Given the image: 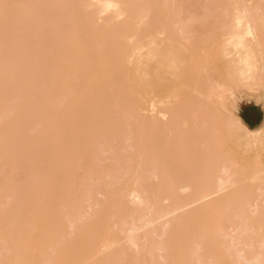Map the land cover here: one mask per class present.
I'll list each match as a JSON object with an SVG mask.
<instances>
[{
    "label": "rangeland",
    "instance_id": "obj_1",
    "mask_svg": "<svg viewBox=\"0 0 264 264\" xmlns=\"http://www.w3.org/2000/svg\"><path fill=\"white\" fill-rule=\"evenodd\" d=\"M259 21H264V0H0V264H87L108 240L119 243L107 261L109 252L97 257L102 264H166L160 256L165 244L175 255L172 264H247L243 257L248 260L258 248L252 245L255 238L264 237V214L258 211L264 213L258 197L264 183L253 186L249 175L233 168L264 167V148L259 156L239 144L233 148L223 136L224 125L220 122L221 131L216 125L226 119L216 102L238 98L237 115L249 129L244 119L259 129L264 126V86L260 90L253 80L239 88L234 81L220 85L209 53L229 34L244 39L257 55L255 64L262 65L257 45L264 31L261 37L256 31L264 26ZM161 39L172 40L162 46L171 45L182 61L179 69L175 64L178 75L164 76L167 87L160 96L168 92L169 98L157 105L147 85L135 89L129 81L136 76L134 52ZM235 157L232 180L241 185L232 205L238 208L231 205L230 212L202 215L199 221L196 215L195 223L192 219L188 228L176 230L174 242L161 246L162 238L153 233L157 225L144 231L149 236L142 248L126 242L129 225L152 219L149 209L156 213L174 206L164 200L180 197L176 189L185 177L200 181L201 176L197 184H207L214 171L209 165L221 169L236 164ZM152 172L162 178L154 179ZM136 189L146 194L150 208L131 202ZM234 209L245 216L240 214L241 219ZM200 238L209 243L207 253Z\"/></svg>",
    "mask_w": 264,
    "mask_h": 264
},
{
    "label": "bare ground",
    "instance_id": "obj_2",
    "mask_svg": "<svg viewBox=\"0 0 264 264\" xmlns=\"http://www.w3.org/2000/svg\"><path fill=\"white\" fill-rule=\"evenodd\" d=\"M253 3H255V4H257L258 3V0L255 2V0H253ZM249 6H250V8L248 9V10H250L251 8H252V3H251V5L249 4ZM245 7H246V5H245ZM257 8V7H256ZM256 8H254V10L256 9ZM246 9V8H245ZM259 9V8H258ZM257 9V10H258ZM256 10V11H257ZM246 12H249V11H247V9L245 10ZM244 11V12H245ZM258 12V11H257ZM256 12V13H257ZM259 12H260V9H259ZM245 14H247V13H245ZM250 14V13H249ZM255 14V13H254ZM253 14V15H254ZM256 15V14H255ZM250 16V15H249ZM247 17V19L249 18L248 16H246ZM253 18V17H252ZM250 19H251V17H250ZM260 18L258 17V20H259ZM251 20H254V19H251ZM258 20H257V22H258ZM261 20V19H260ZM235 21H236V17H235ZM251 22V21H250ZM249 22V23H250ZM259 23L261 24V23H263V26H264V21H262V22H260L259 21ZM251 24V23H250ZM260 24L258 25V23L257 24H253L252 23V25H254L255 27H258V26H260ZM249 25V24H248ZM253 26V28L252 29H254L255 27ZM248 28V27H247ZM260 28V27H259ZM250 30V29H249ZM257 30H258V28H257ZM259 30H262V32L261 33H259L260 31H258V33H257V31H256V36L258 35L259 37H261L260 36V34L262 35V33H263V31H264V29L263 28H260ZM255 30H253V32H254ZM247 32V30H245V33ZM252 33V32H251ZM228 34V33H227ZM234 34V33H233ZM247 34H249V32H247ZM253 34V33H252ZM264 34V33H263ZM229 35V34H228ZM226 36L225 37V35H224V38H223V41H220L222 38H220V40H218L219 42H216V44L214 45V47H212V50H210V53H209V55H210V59H209V63H210V65L212 66V65H217V66H215L214 67V69H212V72H214L216 75H217V82H220V85L222 84L221 82H224L226 85H229L231 82V84H234V82H236V84L238 85V88H239V86L240 85H242V84H244V80H245V82L246 81H252L253 80V83L255 84V81H256V83L257 84H259V87H260V90L262 89V86H264V61H261L260 62V64H262V62H263V64L262 65H258V66H260L261 67V69L257 66V64H255V58H257V55H256V53H254V51H252V48L251 47H247L246 46V44L245 45H243V42L242 41H244V39L241 41L240 40V37L237 39V38H233V35L232 36ZM231 35V34H230ZM237 34H234V36H236ZM241 35V34H240ZM238 36H239V34H238ZM237 36V37H238ZM243 36V35H242ZM257 36V37H258ZM262 37H264V35H262ZM254 38H255V35H254ZM160 39V38H159ZM166 39V38H165ZM242 39V38H241ZM155 40H157V39H155ZM169 40V39H168ZM259 39L257 38V40H256V44H260L261 43V45H262V42H264V39H263V41H261L260 43H257V41H258ZM261 40H262V38H261ZM159 41V40H158ZM260 41V40H259ZM157 42V41H156ZM162 42V39L160 40V42L158 43H154V45H157V44H160ZM166 41L164 40V42H162V43H165ZM171 42H172V40H171ZM169 43V41H167L166 43H169V44H172V43ZM245 42V41H244ZM162 43H161V45L160 46H154L153 45V43H151L150 45L152 46V47H150V46H148V48H145L144 49V51L143 50H140V49H138L139 51L138 52H134V59L132 58L133 57V55L132 56H130L131 58H132V61H133V63L134 64H131V66H133V73L135 72L136 73V76H134L132 79L133 80H131L132 82L130 83V81H129V84H130V86H131V84H132V86H134V88L136 87V88H138L139 86H141V85H147L149 88H148V90H146L147 91V93L148 94H156L157 96H155V98H157L156 100L154 99V98H152V99H154L155 100V102H156V104L158 105V102L160 103V101L162 102L161 104H164L167 100H168V95H169V93L167 92V94L164 96H160V94L164 91V90H166V87L163 85V83H162V80L164 79V76L165 75H176L177 73H178V69L180 68L179 67V65H178V61H182V60H180L181 59V57H179L178 58V60H177V58L176 57H178L177 55L175 56L174 55V51H176L175 49H173V47H171V45H170V47L169 46H165V44H163L164 46H162ZM219 43V44H218ZM169 44H167V45H169ZM248 45V44H247ZM261 45H257V46H259L258 47V49H259V52H258V56H259V58H261V60H264V50L261 48V50H260V47H261ZM174 46V45H173ZM175 48V47H174ZM249 48H251V49H249ZM264 48V47H263ZM135 51H137V50H135ZM257 51V50H256ZM142 52V53H141ZM209 52V51H208ZM177 53V52H176ZM179 53V52H178ZM131 58H128V59H130V61L128 62L127 61V63L129 64V63H131L132 61H131ZM239 58V59H238ZM238 59V60H237ZM257 60V59H256ZM136 62V63H135ZM178 62V63H177ZM257 63V62H256ZM175 64H176V67L178 68H176L175 67ZM259 64V63H258ZM134 65H135V67H134ZM131 66H129V67H131ZM176 68V69H175ZM176 70H177V73H176ZM130 71H131V69H130ZM133 73L131 72V74L133 75ZM176 73V74H175ZM251 73H252V75H251ZM178 75V74H177ZM251 75V76H250ZM250 76V77H249ZM167 77V76H166ZM170 78V77H169ZM168 80V79H167ZM219 80H221V81H219ZM223 80V81H222ZM234 81V82H233ZM161 82V83H160ZM242 82V83H241ZM250 84H251V82H249ZM248 83V85L250 86V84ZM252 83V84H253ZM219 84V83H218ZM219 85V86H220ZM237 85H235L236 87H237ZM248 85H246V86H248ZM218 86V87H219ZM235 86H227L228 88L229 87H235ZM135 88V89H136ZM165 88V89H164ZM133 89V88H132ZM134 89V90H135ZM222 89H224V88H222ZM222 89H221V91H217L218 93H220V92H222ZM225 89H226V87H225ZM234 89V88H233ZM239 90V89H238ZM235 91H237L236 89H235ZM240 91V90H239ZM238 91V92H239ZM171 92V91H170ZM235 94V96L237 95V97H238V94L237 93H234ZM217 95H220V94H217ZM146 96V95H145ZM167 96V97H166ZM166 98V99H165ZM256 98H257V100L258 101H261L262 99L260 98V96L259 95H257L256 94ZM164 99V100H163ZM228 99H230V100H228ZM146 100H147V97H146ZM145 100V101H146ZM224 100H227V101H224ZM238 98H227V99H223V101H222V99H221V101H218V102H216V105H217V103H218V106L220 107V108H218V109H221L222 111H225V113L223 114V112L221 113V114H223V116H226V119H225V117H221V119H225L223 122L222 121H219V123H217L216 122V125L218 124V127L221 125V123L224 125V130L225 131H223V136H225V137H227V139L229 138L230 139V143L231 144H233V148H235L236 149V147L238 146V144L239 145H241V146H243L244 148H247V149H249V150H251V151H256V153H257V155L259 156V154H260V151L264 148V126L263 127H261V128H259V129H249L248 127H247V125L245 124V122L243 121V119L242 118H240L237 114H238V108H237V102H238ZM165 101V102H164ZM155 102H151V103H155ZM164 102V103H163ZM155 104V105H156ZM152 105V104H151ZM217 106V107H218ZM153 111H155V110H153ZM157 111H155V113H156ZM154 113V114H155ZM227 114H228V116H227ZM156 115H158V113H156ZM219 115V114H218ZM220 116V115H219ZM218 119H220V117L218 118ZM221 122V123H220ZM220 124V125H219ZM217 127V126H216ZM216 128V131L219 129V128ZM221 130H223V126H220V131ZM220 131L218 130V132H217V135L218 134H220L221 136H222V134L220 133ZM218 138V137H217ZM220 139V138H219ZM220 142H222L221 140H220ZM216 143V142H215ZM218 143V142H217ZM220 143H218V145H219ZM135 147V146H134ZM244 151H245V149H244ZM238 153V152H237ZM219 155V154H218ZM215 156V155H214ZM226 156V155H225ZM229 156V155H228ZM234 156H235V154H234ZM218 157H220V155L218 156ZM216 158L217 160H219V158ZM222 157V156H221ZM227 157V156H226ZM230 157V156H229ZM240 158V157H239ZM226 159V158H225ZM230 159V161L232 160V155H231V157L229 158ZM235 159H236V157H235ZM235 159H233V160H235ZM256 159H258V158H256ZM237 160L238 159H236V162H237ZM243 160V159H242ZM264 161V160H263ZM225 161H223L222 162V164L224 163ZM228 161H226L225 163H227ZM235 162V161H234ZM258 162V161H257ZM256 163V162H255ZM254 163V164H255ZM259 163V162H258ZM257 163V164H258ZM229 164V162L227 163V164H224V166H222L221 167V176H219V169H217V168H212L211 167V165H209L210 166V168L211 169H214V171H212V170H210L209 171V173H214V175H211V174H209L208 175V178H207V180H209V182H207V184H200V185H198L200 182H201V176H199L198 178L200 179V181L196 178V177H194V179L191 177L190 178V180H186L187 178L185 177L184 179H185V181L184 182H180L181 183V185H180V187H179V190H177L176 189V191H180V193L182 194H179L180 195V197L179 196H176V194H175V197L173 196V194H172V196L171 195H169V197L171 196L172 197V200L171 199H169V198H166V200H164L168 205L169 204H174V206L172 207V205L170 206L171 208L169 209H163L162 207H161V205H160V203L158 202V204L160 205V207L161 208H158V210H157V212L156 213H151V210L149 209H147V208H145V210H148V212H146L148 215H149V217H150V215H151V217H152V219L151 220H149L148 219V217L146 216V217H144V215H143V219L142 220H140L139 222L141 223V225L138 223V221L136 222V221H134L131 225H129V227H128V230H124L126 233H128V235H127V238H126V242L130 245V246H132V247H134V248H136L137 250L138 249H140V248H142L141 246H144L145 244H146V242H147V236H149V235H147V232H144L146 229H149L151 226H153V225H157L158 226V229L157 230H154L153 231V233L155 234V236L157 237V238H162L161 239V241H162V243L160 242V246L164 243L165 244V242H170V240L172 241V242H174V237H176V235H175V233H176V230H182V229H185L183 226L185 225V224H187V225H185V226H187V228H188V226H189V224L191 225V224H193V223H195L196 222V220H197V218L195 217L196 215L199 217V219H198V221L200 220V218L202 217V218H204L203 216H207V215H209V216H212V215H210V214H215V213H217V212H224L225 210H226V212H227V210L229 211V207L233 204V199H232V197L235 195V194H237L236 192V189L235 188H238L237 187V185H238V182L237 181H235V180H232L234 177V175L231 173V169H232V166L231 165H233L234 167H236V165L238 164V162L236 163V164H234V163H230V165H228ZM252 164H253V162H252ZM251 164V165H252ZM253 164V165H254ZM263 164V163H262ZM213 165V164H212ZM215 167H216V165H214ZM219 166V165H218ZM217 166V167H218ZM243 166V165H242ZM257 166V165H256ZM220 167V166H219ZM251 167V166H250ZM255 167V166H254ZM260 169H259V168ZM263 166H257V167H255V168H257L256 170H253L252 169V171H251V169L247 166V168L251 171V173L249 174V172L245 175V173L247 172V170H246V172L244 171V169H241V167H240V165H238L237 167H236V169L235 168H233V170H235V173H240L241 171H243L242 173H244L243 175L244 176H248V177H251V179L250 178H246L247 180H252L251 182H253L254 181V183H252L253 184V186H255V184H257V183H255V182H260L261 183V181L264 183V176H262V175H264V167L262 168ZM154 168H155V166H154ZM159 167L157 166V168H155L156 170H157V172L158 171H161V170H159L158 169ZM208 168V167H207ZM245 168V167H244ZM252 168V167H251ZM215 169H217V170H219L218 172L215 170ZM208 170V169H207ZM238 172H237V171ZM248 170V171H249ZM129 171V170H128ZM127 171V172H128ZM152 171H154V170H152ZM155 172V171H154ZM156 172V173H157ZM216 172L218 173V175L216 174ZM153 173V172H152ZM156 173H153L154 174V179H161L160 178V176H159V174L160 173H158V174H156ZM263 173V174H262ZM127 174H129V173H127ZM207 174V173H206ZM206 174H204V175H206ZM203 175V176H204ZM238 175V174H237ZM162 176V175H161ZM202 176V177H203ZM243 176V178H245ZM262 176V177H261ZM190 177V176H189ZM206 177H207V175H206ZM196 178V179H195ZM204 178V177H203ZM202 178V179H203ZM234 179H236V177L234 178ZM238 179L240 180V179H242L241 177H238ZM246 179H244V181L246 180ZM193 180H195V181H193ZM196 181H199V182H196ZM243 180H242V182H244ZM202 182H206V181H203L202 180ZM241 182V181H240ZM239 182V183H240ZM198 183V184H197ZM259 183V184H260ZM259 184L258 185H256V186H258L257 188H261L262 189V187H263V185L261 186H259ZM240 185H241V183H240ZM178 188V187H177ZM256 188V187H255ZM234 189H235V191H234ZM254 191H255V189H253ZM257 190H259V189H257ZM131 191H133L132 193H131V195H130V200H131V202L133 201L134 202V204H136V206H138V208L139 207H141V208H143V207H147L148 206V208H150L151 206H150V204H152V203H150V201H149V199L147 198H145V196H146V194L145 193H142L141 192V190H131ZM143 191V190H142ZM260 191V190H259ZM258 191V192H259ZM261 191H263L264 192V190L262 189ZM175 192V191H174ZM173 192V193H174ZM241 192V191H240ZM228 193V194H227ZM170 194V193H169ZM227 194V195H226ZM238 194H239V192H238ZM237 194V195H238ZM245 194H246V192H245ZM259 194V193H258ZM145 195V196H144ZM236 195V196H237ZM241 195V194H240ZM243 195H244V193H243ZM256 195H257V193H256ZM255 195V196H256ZM166 196V195H165ZM254 196V195H253ZM259 196H261L262 197V199H263V202L262 201H260L261 202V205H262V203H264V198H263V196H264V193H260L259 195H258V197ZM170 197V198H171ZM174 197V198H173ZM220 197V198H219ZM222 197H224L223 199H222ZM244 197V196H243ZM243 197L241 198L242 200V203H243ZM247 197V196H246ZM248 197H252V196H248ZM261 197H259V199H261ZM221 199L220 201H218L217 203H215L213 200H215V201H217L216 199ZM235 198V197H234ZM255 198H253V200H254ZM170 200V201H169ZM244 200L246 201L247 199L246 198H244ZM258 200V199H257ZM160 201H162V200H160ZM211 201H213V202H211ZM238 201V200H237ZM259 201V200H258ZM153 202V201H152ZM165 202H163L164 204L163 205H165ZM170 202H172V203H170ZM209 202V204H207ZM236 202V201H235ZM250 202V200L249 201H247V203H249ZM251 202H252V200H251ZM254 202V201H253ZM252 202V203H253ZM256 202V204H258L259 202H257V201H255ZM155 203V202H154ZM215 203V204H214ZM238 203V202H237ZM204 204H206L205 206H204ZM244 204H246V203H243V205ZM254 205H255V203H254ZM260 204H259V206H261ZM150 206V207H149ZM168 206V207H169ZM200 206H203V207H200ZM233 206V205H232ZM231 206V208H238V205H236L235 203H234V206L232 207ZM235 206H237V207H235ZM250 206H253L252 204L251 205H247V207H250ZM258 205H257V209H258V207H259ZM152 207H153V205H152ZM241 207V206H240ZM243 207V206H242ZM245 207V206H244ZM92 208V207H91ZM227 208V209H226ZM254 208V207H253ZM256 208L254 209V212H255V210H256ZM260 208V207H259ZM262 208H264V206L262 207ZM225 209V210H224ZM245 209V208H244ZM250 209V208H249ZM248 209V210H249ZM261 209V208H260ZM237 213H239V215L241 214L240 212H238V210H236V209H234ZM239 210H241V208L239 209ZM263 210V209H262ZM92 211V210H91ZM231 211V210H230ZM229 211V212H230ZM241 211H243V210H241ZM253 211V210H252ZM258 211H260V214H264V213H262L261 212V210H258ZM264 211V210H263ZM222 212V213H223ZM228 212V213H229ZM247 213H248V211H246ZM256 212H257V210H256ZM199 214V215H198ZM230 214V213H229ZM235 214V213H234ZM245 214V213H244ZM242 215V216H245V215ZM251 214V213H250ZM254 214V213H253ZM95 215V214H94ZM142 215V214H141ZM153 215V216H152ZM203 215V216H202ZM227 215V214H226ZM240 215V217H241V219L243 218L242 216ZM82 216V215H81ZM96 216V215H95ZM136 216L137 217H139L137 214H136ZM195 218H194V217ZM201 216V217H200ZM217 216H218V214H217ZM220 216V215H219ZM225 216V215H224ZM150 217V218H151ZM191 217H193V218H191ZM135 218V217H134ZM139 218H141V217H139ZM214 218V217H213ZM132 219H133V216H132ZM195 219V221L193 222V223H190V222H192L193 220ZM219 219H220V217H219ZM245 219H246V217H245ZM248 219V218H247ZM246 219V220H247ZM264 219V218H263ZM82 220V219H81ZM136 220H137V218H136ZM146 220L148 221V222H146ZM192 220V221H191ZM217 220V219H216ZM80 221V220H79ZM141 221H144L145 223L143 224ZM204 221V220H203ZM221 222H223L222 220H220ZM258 222H262V220H257ZM74 222L76 223L77 221H73V224H74ZM124 222H125V220H124ZM136 222V223H135ZM202 222V221H201ZM218 222V221H217ZM217 222H216V224H217ZM221 222L220 223H218V224H221ZM244 222V221H243ZM257 222V223H258ZM138 223V224H137ZM189 223V224H188ZM205 223H206V220H205ZM77 224H78V222L76 223V226H77ZM214 224H215V222H214ZM260 224V223H259ZM126 225V224H125ZM207 225H209V224H207ZM222 225V224H221ZM200 226V225H199ZM204 226V225H203ZM215 226V225H214ZM73 227H75V226H73ZM180 227H182V228H180ZM200 227H202V226H200ZM215 227H217L218 228V225L217 226H215ZM219 227H220V229H221V226L219 225ZM240 227V226H239ZM75 228H77V227H75ZM214 228V227H213ZM237 228H238V226H237ZM241 228V227H240ZM73 229V228H72ZM204 229V228H203ZM202 228H201V230H203ZM216 229V228H215ZM219 229V228H218ZM217 229V230H218ZM236 229V228H235ZM234 229V230H235ZM236 230H238V229H236ZM235 230V231H236ZM123 231V232H124ZM208 231V230H207ZM215 231V230H214ZM143 232H144V235H143ZM173 232H174V234H173ZM178 232V231H177ZM180 233V232H179ZM179 233H177V235L179 234ZM201 233V232H200ZM209 233V232H208ZM208 233H206V234H208ZM216 233V232H215ZM142 234V235H141ZM168 234H170L171 236H167ZM264 234V233H263ZM263 234H262V236H263ZM173 235V236H172ZM175 235V236H174ZM163 236H165V237H168V241H166L167 239H165V237L163 238ZM213 236V235H212ZM204 237H206V242H209V238H207V237H209V236H204ZM170 238H172V239H170ZM203 238V237H202ZM202 238H200V239H202ZM210 238L212 239L213 237H211V235H210ZM159 239V240H160ZM199 239V240H200ZM258 239H260V237L258 238ZM165 240V241H164ZM254 240V239H253ZM109 241V240H108ZM106 241V243H104V244H100L101 245V247H100V250L95 254V255H93L91 258H90V260L91 261H89L90 263H87V264H102V262H103V260H100V261H98L97 259L99 258V256H100V254L102 255V253H104V254H108V252H109V254L107 255V259H105V261H107L112 255H110V253H111V251L113 250V249H115V247L118 245V243L119 242H111V241ZM198 241V240H197ZM197 241L196 242H194V244L196 243V246H197ZM202 241V243L203 244H200V243H198V244H200V245H203V249H205V250H203V253L204 252H206V250H207V247H208V244L209 243H206V242H204V240L202 239L201 240ZM212 241V240H211ZM210 241V242H211ZM255 241L256 242H253V244L252 245H255V246H257L256 248H257V251L253 254H248V260L245 258V256L243 257L245 260L244 261H246L247 262V264H264V237L262 238L261 237V239L258 241V240H256V238H255ZM105 242V241H104ZM171 242V243H172ZM167 243V244H168ZM193 243V242H192ZM206 244V246H204ZM159 246V245H158ZM170 247H171V245H170ZM199 247V246H198ZM201 248H202V246H200ZM206 247V248H205ZM250 247V246H249ZM98 248H99V246H98ZM159 248V247H158ZM157 248V249H158ZM168 248H169V245H162L161 247H160V251L161 252H163V253H161L162 255H160L161 256V258L162 259H165L166 260V264H172V262L173 261H175V260H173V259H171V260H173V261H170V263H169V260H170V257L171 258H175L174 256V254H172L171 253V251H172V247L171 248H169V249H171V250H168ZM200 248V249H201ZM199 249V250H200ZM160 251H158V252H160ZM171 253V254H168V253ZM202 252V251H201ZM240 252H242V251H240ZM207 253V252H206ZM103 254V255H104ZM112 254V253H111ZM159 254V253H158ZM202 254V253H201ZM240 254V253H239ZM102 255V256H103ZM198 255V254H197ZM203 255V254H202ZM250 255V256H249ZM251 255H252V257H251ZM102 256H100V257H102ZM105 256V255H104ZM159 256V255H158ZM159 256V257H160ZM98 257V258H97ZM219 257V256H218ZM103 258V257H102ZM201 258V257H200ZM217 258V257H216ZM215 258V259H216ZM238 258H240L239 256H238ZM160 260V259H159ZM164 260V261H165ZM199 260V259H198ZM239 260H241V258L239 259ZM243 260V259H242ZM161 261V260H160ZM163 261V260H162ZM186 261V260H185ZM200 261V260H199ZM168 262V263H167ZM186 262H188V261H186ZM216 262H217V259H216ZM245 262V263H246ZM83 264V263H82ZM213 264V263H212Z\"/></svg>",
    "mask_w": 264,
    "mask_h": 264
},
{
    "label": "trees",
    "instance_id": "obj_3",
    "mask_svg": "<svg viewBox=\"0 0 264 264\" xmlns=\"http://www.w3.org/2000/svg\"><path fill=\"white\" fill-rule=\"evenodd\" d=\"M244 120L246 121L247 124H249V126H250L251 128H253V127H252V123H251L250 121H248L247 119H244Z\"/></svg>",
    "mask_w": 264,
    "mask_h": 264
}]
</instances>
